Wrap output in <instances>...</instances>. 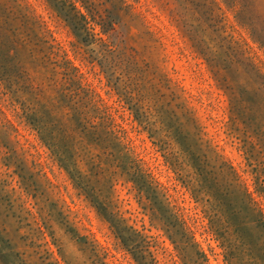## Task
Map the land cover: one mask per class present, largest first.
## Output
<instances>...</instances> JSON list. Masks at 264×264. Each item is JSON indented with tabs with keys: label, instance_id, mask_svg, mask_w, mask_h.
<instances>
[{
	"label": "clouds",
	"instance_id": "1",
	"mask_svg": "<svg viewBox=\"0 0 264 264\" xmlns=\"http://www.w3.org/2000/svg\"><path fill=\"white\" fill-rule=\"evenodd\" d=\"M259 36L264 0H0V237L12 245L2 250L9 264H99L47 183L37 144L97 209L85 189L101 201L113 187L109 170L136 186L134 150L117 122L125 113L153 141L173 142L191 168L199 217L189 223L165 205L177 225L175 264H264L225 204L264 214ZM213 93L218 137L200 118L201 97ZM209 236L212 255L201 243Z\"/></svg>",
	"mask_w": 264,
	"mask_h": 264
},
{
	"label": "rangeland",
	"instance_id": "2",
	"mask_svg": "<svg viewBox=\"0 0 264 264\" xmlns=\"http://www.w3.org/2000/svg\"><path fill=\"white\" fill-rule=\"evenodd\" d=\"M73 27L87 43V36L79 31L81 26L74 23ZM258 38L264 41V36ZM183 87L196 93L195 87L187 79L183 81ZM100 94L104 96L103 92ZM105 99L108 104H114V99ZM217 99L215 93L210 100L201 97L203 107H200L201 121L207 127L208 134L214 137L222 136ZM117 122L127 132L128 142L134 150L131 167L138 171L130 179L136 186L130 185L118 170H109L113 187L111 192L104 190L101 201L91 190L85 189L95 209L88 198L74 188L66 171L54 159L49 160L45 150L37 144L39 162L45 166L47 183L74 214L79 230L92 239L99 264H175L173 253L176 245L173 241L177 225L165 205L175 211L176 217L189 218V223L199 217L196 201L188 186L191 168L186 162L187 158L173 142L161 144L146 133H140L126 113L125 119L118 118ZM225 150L228 151L227 145ZM113 171L114 175L111 174ZM3 175L0 172V176ZM225 204L229 220L239 238L264 261V214L240 200L231 203L225 200ZM113 212L118 215L114 217ZM201 243L202 247L211 249L208 254L212 255L215 251L212 237H207L206 242ZM11 247L7 240L0 237V260L4 264H9L12 254L4 255L2 250Z\"/></svg>",
	"mask_w": 264,
	"mask_h": 264
}]
</instances>
